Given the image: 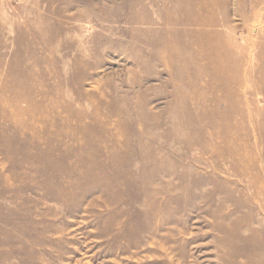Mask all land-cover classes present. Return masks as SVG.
Returning <instances> with one entry per match:
<instances>
[{"label": "rangeland", "instance_id": "1", "mask_svg": "<svg viewBox=\"0 0 264 264\" xmlns=\"http://www.w3.org/2000/svg\"><path fill=\"white\" fill-rule=\"evenodd\" d=\"M199 3L0 0V264H264V0ZM188 14L214 23L173 24ZM174 27L218 32L216 58L207 34ZM44 79L62 106L35 113L18 97ZM70 107L130 140L106 143L127 145L132 170L63 200L46 193L45 144L19 147L74 131Z\"/></svg>", "mask_w": 264, "mask_h": 264}, {"label": "bare ground", "instance_id": "2", "mask_svg": "<svg viewBox=\"0 0 264 264\" xmlns=\"http://www.w3.org/2000/svg\"><path fill=\"white\" fill-rule=\"evenodd\" d=\"M183 1H185L186 4ZM183 1L181 0L182 5L177 4L176 6H173V8L183 7V11H187L184 6H198L201 0ZM203 6H205V3L202 5V7ZM211 21L209 24L204 20H200L198 16H190V14H188L181 20L177 19L173 24L177 26L196 24L211 27L214 23V20ZM198 30L200 32L190 31L189 33L187 32V28L174 27L169 33L171 34L173 31L174 38L176 40H179V38L183 39V37L189 33L192 38L191 41L193 43L195 42L196 44H198V41L200 43L203 42L197 39L200 33L205 35L207 34L208 41L203 46L204 48H208L210 52L204 54L203 57L216 58L215 51L217 50L218 45L215 43V40L218 39L221 41V35L213 30L212 32H208V29ZM175 39L172 40V42H169L168 45L173 50L174 54L177 53L183 55L186 48L190 46L189 40L184 39L181 45L177 46L175 44ZM161 42L163 43L162 40ZM81 56L82 54H80L78 58H82ZM220 67V61L213 60L211 62V68L213 70H218ZM45 80L46 79H44L42 83L40 82L37 87L33 88V95H21L18 97L22 100H29L31 103L30 108L35 113L40 112L41 108L46 110L52 108L54 105H58V108L62 106L60 103L57 104L56 100H52L48 97L50 94L45 88ZM52 94H60L58 87L53 88ZM112 102L113 101L111 100V103ZM64 109L67 115H62L61 119L67 117L68 123L74 120V131L69 132L68 125H66L67 123L61 121V127L57 129L59 132L51 130L53 129V126H47L46 129L40 131L41 134L38 136V138L32 137L30 138L31 142L26 140V142H24V144L19 147L21 151H25V149H31L33 147H38L43 143L45 144V150L39 152L36 159L43 161L47 166V169L41 170L45 175V182L49 184H56L58 186V188L53 190L47 189V196L55 199L67 200L69 197H71L73 188L81 189L82 185L85 184L91 177L98 185H101L105 188L111 187L113 183L112 175L114 176L121 171H125V177H129V174H131L132 170L129 164L131 162H127L124 159L125 157H127V159L131 158V155L127 151V145L124 144L122 148L120 147V149L112 145L110 148H108L106 142H129L130 140L128 138L124 139L121 133H113L109 126V122L104 119L100 120L99 118L101 117L96 113L92 116L89 115V121H86L83 112L73 111L71 107L68 110L66 108ZM121 114L122 112L119 113L120 117ZM193 115L194 114L192 113L185 114V117H187L186 123L189 125V127H191L190 119H193ZM106 125H108V127H106ZM121 125L122 122L120 120L117 121L118 128H121ZM33 128H35V126ZM28 130L30 129L28 128ZM106 130L109 131L108 134ZM24 134L25 131H19L17 133V135L20 137H22ZM95 136H100V138L97 139ZM105 137L109 139H106ZM88 142L91 144L89 147H87ZM55 152L59 153V158L57 160L53 158V154ZM140 156L143 158L144 154L141 153ZM71 159L72 163L70 161ZM97 173H100L103 176L97 178ZM127 182L128 181L126 179V183ZM249 256L252 258L253 264H261L259 259L256 260L255 255H250L249 253ZM261 256L263 257L264 261V256Z\"/></svg>", "mask_w": 264, "mask_h": 264}]
</instances>
